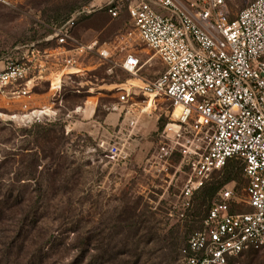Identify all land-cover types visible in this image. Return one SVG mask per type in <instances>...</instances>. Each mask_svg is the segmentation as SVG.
Listing matches in <instances>:
<instances>
[{"label": "rangeland", "instance_id": "374dc122", "mask_svg": "<svg viewBox=\"0 0 264 264\" xmlns=\"http://www.w3.org/2000/svg\"><path fill=\"white\" fill-rule=\"evenodd\" d=\"M251 1L226 0L222 9L235 17ZM109 2L118 6L117 16L108 12ZM130 2L0 0V69L7 58L20 60L21 44L45 36L39 20L83 8L91 11L79 17L74 34L85 43L98 39L114 47L111 60L90 56V69L66 75L56 95L45 94L55 115L23 125L0 109V264H185L180 249L207 209L193 198L188 217L181 218L189 168L179 165L178 154L166 171L153 162L173 118L172 103L158 97L149 109L148 98L135 86L128 102L120 101L123 86L141 84L118 65L126 46L144 64L140 75L154 77L165 67L135 33L130 35ZM33 89L46 93L49 84L42 80ZM131 119L137 126L129 125ZM114 143L121 151L112 158L106 148ZM218 171L207 186L222 179ZM225 185L246 198L242 176L224 183L211 204ZM248 210L244 203L234 208ZM174 240L176 249L169 245ZM259 261L256 255L240 262Z\"/></svg>", "mask_w": 264, "mask_h": 264}, {"label": "built area", "instance_id": "2783aa9c", "mask_svg": "<svg viewBox=\"0 0 264 264\" xmlns=\"http://www.w3.org/2000/svg\"><path fill=\"white\" fill-rule=\"evenodd\" d=\"M225 3L131 0L130 35L135 33L165 67L154 77L140 75L144 64L127 46L118 62L141 82L123 86L121 102H128L135 86L148 99L162 97L174 106L153 162L158 171H166L178 154L179 165L189 168L180 196L181 218L188 217L195 193L214 171L230 159L244 163L246 198L234 187L220 189L201 226L181 248L185 264H264V0L250 2L233 19L223 11ZM111 5L108 11L117 16L118 6ZM90 11L76 10L54 24L39 20L45 36L21 44L19 61L6 59L0 69V109L11 119L29 125L55 115L52 102L41 106L33 102L35 77L47 81L56 95L64 77L79 73L86 58L112 59L110 43L98 39L85 43L74 34L79 17ZM66 68L72 72H64ZM129 125L135 127L137 121L131 119ZM106 151L115 158L121 149L114 143ZM241 203L249 210L234 211ZM249 254L260 261L241 263Z\"/></svg>", "mask_w": 264, "mask_h": 264}, {"label": "trees", "instance_id": "16d2710c", "mask_svg": "<svg viewBox=\"0 0 264 264\" xmlns=\"http://www.w3.org/2000/svg\"><path fill=\"white\" fill-rule=\"evenodd\" d=\"M111 6H116V4H112ZM108 9H109V7H108ZM70 15H71V13H69V14H61L60 16H50L51 18L44 19V21L45 22H48V23H52V24L59 23V22L65 20V19H67ZM235 17H230V19H233ZM78 20H77V22H78ZM45 34H46V32H45ZM243 169H244V163L243 162H241L240 160H237V159H230L226 163V165L220 171H218V172L223 173V176L221 177L222 179L216 178L214 181L212 180V184L210 186L209 185L207 186V183H211V182H209V181L207 182L206 181L205 182L206 184L204 183L205 186L203 187V189H201L200 195L198 193L199 190L195 193L194 198H196L198 200V204L200 205V208L202 206H206V209H207L206 210L207 211L206 214L208 213L209 208L211 206L210 201L212 200V198L215 195V193L217 192V190L224 183H226V182H228L230 180H234V179L241 178L243 176ZM187 239H186V241H187ZM186 241H185V243H186ZM178 244H179V241H177V240H174V242L172 241V242L169 243L170 247L171 248L174 247V249H176V247L178 246ZM180 255H181V249H180ZM247 257L250 258V261H252L256 257V254H249Z\"/></svg>", "mask_w": 264, "mask_h": 264}, {"label": "crops", "instance_id": "0c3cea01", "mask_svg": "<svg viewBox=\"0 0 264 264\" xmlns=\"http://www.w3.org/2000/svg\"><path fill=\"white\" fill-rule=\"evenodd\" d=\"M95 56V55H94ZM89 58V57H88ZM88 58H86L85 60H84V62L81 64V66H82V70L79 72V73H82L83 71H86V70H88V69H90V67L92 66L89 62H88ZM66 71V73H71L72 72V69H69V68H66L65 70H64V72ZM57 79H59V75L58 76H55V82H56V80ZM41 81L42 80H40L39 78H37V77H35V79H34V87L33 88H37L39 85H40V83H41ZM45 94H51V95H53L52 94V92L51 91H49L48 89H47V92L46 93H41V92H38V91H35L34 89H32V99H33V102L35 103V104H37V105H45V104H48V102H47V100L45 99ZM41 97H43V98H41ZM82 109H83V106H81V108L79 109L80 111H82ZM73 123V122H72ZM72 125V124H71ZM70 125V126H71Z\"/></svg>", "mask_w": 264, "mask_h": 264}, {"label": "bare ground", "instance_id": "6f19581e", "mask_svg": "<svg viewBox=\"0 0 264 264\" xmlns=\"http://www.w3.org/2000/svg\"><path fill=\"white\" fill-rule=\"evenodd\" d=\"M156 99L157 98L152 96L150 99L147 100V103L149 105V107H148L149 109H152V108H154V106H156V102H155ZM178 113H179V108H177L175 110V115H178Z\"/></svg>", "mask_w": 264, "mask_h": 264}]
</instances>
